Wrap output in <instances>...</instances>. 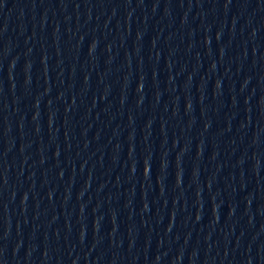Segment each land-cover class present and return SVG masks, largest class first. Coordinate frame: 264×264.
<instances>
[{
  "label": "water",
  "instance_id": "obj_1",
  "mask_svg": "<svg viewBox=\"0 0 264 264\" xmlns=\"http://www.w3.org/2000/svg\"><path fill=\"white\" fill-rule=\"evenodd\" d=\"M0 264H264V0H0Z\"/></svg>",
  "mask_w": 264,
  "mask_h": 264
}]
</instances>
